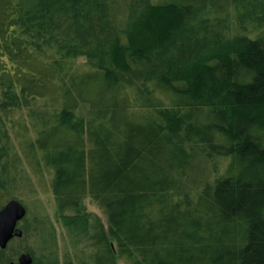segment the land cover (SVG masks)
I'll use <instances>...</instances> for the list:
<instances>
[{
    "label": "trees",
    "instance_id": "1",
    "mask_svg": "<svg viewBox=\"0 0 264 264\" xmlns=\"http://www.w3.org/2000/svg\"><path fill=\"white\" fill-rule=\"evenodd\" d=\"M141 4L0 0V192L50 171L77 264H264V0Z\"/></svg>",
    "mask_w": 264,
    "mask_h": 264
},
{
    "label": "rangeland",
    "instance_id": "2",
    "mask_svg": "<svg viewBox=\"0 0 264 264\" xmlns=\"http://www.w3.org/2000/svg\"><path fill=\"white\" fill-rule=\"evenodd\" d=\"M132 1L134 7H142L141 2H144V0ZM139 10L136 9L135 14H138ZM144 20L142 17L137 19V21H140L139 24L144 23ZM137 29L141 31L142 27ZM203 36V33L200 34V38ZM183 44L184 41L182 43L178 42L179 46ZM158 49L152 47L148 52L155 55ZM159 51L157 52V58L161 59L165 55V50L163 52ZM8 116L12 115L9 114ZM27 169L29 181H25L17 188L15 187V190L6 188L7 191L0 192V200L3 205L7 201L15 199L26 210L24 217L18 222V226L22 230V236L13 238L6 248L0 249V264H10V262L16 261L22 253L30 254L32 262H35V264L47 263L51 255L56 259L55 264H63L65 254L68 257L72 256L71 260L77 264L73 254L79 252L80 248L85 246V242L74 240L67 233L56 213V203L51 187V172L45 168L40 169L38 172L33 171L30 167H27ZM84 207L86 213L96 216L101 224L106 227V215L100 207L89 199L84 200ZM90 230L93 231V228L91 227ZM117 264L128 263L118 259Z\"/></svg>",
    "mask_w": 264,
    "mask_h": 264
},
{
    "label": "water",
    "instance_id": "3",
    "mask_svg": "<svg viewBox=\"0 0 264 264\" xmlns=\"http://www.w3.org/2000/svg\"><path fill=\"white\" fill-rule=\"evenodd\" d=\"M24 206L17 200L11 199L0 208V249L7 247L13 238L22 236V230L18 227V222L25 215ZM32 257L28 253H22L15 262L10 264H31Z\"/></svg>",
    "mask_w": 264,
    "mask_h": 264
}]
</instances>
